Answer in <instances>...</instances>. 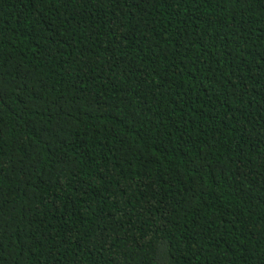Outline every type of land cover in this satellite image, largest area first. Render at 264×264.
Returning <instances> with one entry per match:
<instances>
[{"label":"trees","instance_id":"obj_1","mask_svg":"<svg viewBox=\"0 0 264 264\" xmlns=\"http://www.w3.org/2000/svg\"><path fill=\"white\" fill-rule=\"evenodd\" d=\"M0 264H264V0H0Z\"/></svg>","mask_w":264,"mask_h":264}]
</instances>
